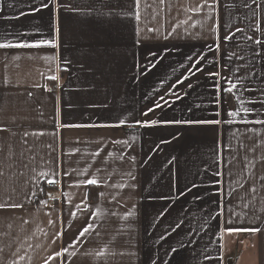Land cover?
Listing matches in <instances>:
<instances>
[{"label":"crops","instance_id":"0c3cea01","mask_svg":"<svg viewBox=\"0 0 264 264\" xmlns=\"http://www.w3.org/2000/svg\"><path fill=\"white\" fill-rule=\"evenodd\" d=\"M0 44V264H264V0H0Z\"/></svg>","mask_w":264,"mask_h":264},{"label":"snow or ice","instance_id":"6c2138e0","mask_svg":"<svg viewBox=\"0 0 264 264\" xmlns=\"http://www.w3.org/2000/svg\"><path fill=\"white\" fill-rule=\"evenodd\" d=\"M139 2V0H137V3ZM257 43H260L259 41H257ZM10 45H6V44H0V47H9ZM20 47H24V46H27V45H18ZM161 100H164V97L162 96L161 97ZM164 103L167 104L168 101L167 100H164ZM157 108H160V107H163V105L157 103L156 106ZM154 109H149V112L153 111ZM145 115H147V113H145ZM90 183H95V181H90Z\"/></svg>","mask_w":264,"mask_h":264},{"label":"built area","instance_id":"2783aa9c","mask_svg":"<svg viewBox=\"0 0 264 264\" xmlns=\"http://www.w3.org/2000/svg\"><path fill=\"white\" fill-rule=\"evenodd\" d=\"M48 187H56V184L55 183H49Z\"/></svg>","mask_w":264,"mask_h":264},{"label":"trees","instance_id":"16d2710c","mask_svg":"<svg viewBox=\"0 0 264 264\" xmlns=\"http://www.w3.org/2000/svg\"><path fill=\"white\" fill-rule=\"evenodd\" d=\"M92 192L90 191V194H91Z\"/></svg>","mask_w":264,"mask_h":264}]
</instances>
